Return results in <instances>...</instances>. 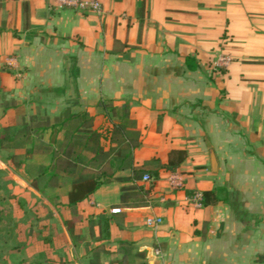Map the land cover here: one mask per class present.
Returning <instances> with one entry per match:
<instances>
[{"label": "crops", "instance_id": "crops-1", "mask_svg": "<svg viewBox=\"0 0 264 264\" xmlns=\"http://www.w3.org/2000/svg\"><path fill=\"white\" fill-rule=\"evenodd\" d=\"M98 1L101 14L0 0L13 108L123 124L128 158L64 219L92 221L112 264L125 249L120 264H264V0ZM219 54L227 66H212Z\"/></svg>", "mask_w": 264, "mask_h": 264}, {"label": "rangeland", "instance_id": "rangeland-1", "mask_svg": "<svg viewBox=\"0 0 264 264\" xmlns=\"http://www.w3.org/2000/svg\"><path fill=\"white\" fill-rule=\"evenodd\" d=\"M14 100L9 92H0V135L10 138L0 142V264H89L96 247L95 227L85 220L74 224L72 234L67 232L64 204L56 201L54 192L64 188L70 177L37 175L47 166L49 129L31 128V115L13 108ZM18 160L20 164L14 166ZM116 257L99 254L104 264Z\"/></svg>", "mask_w": 264, "mask_h": 264}, {"label": "trees", "instance_id": "trees-1", "mask_svg": "<svg viewBox=\"0 0 264 264\" xmlns=\"http://www.w3.org/2000/svg\"><path fill=\"white\" fill-rule=\"evenodd\" d=\"M110 110L116 114L113 108L110 107ZM31 118L34 122L31 128L49 129L50 135L47 153L44 155L47 166L42 167L37 175L47 174L50 179L59 174L70 177L64 188L54 192V196L57 202L68 206L72 209L71 211L75 210L76 204L87 198L101 183L112 177V172L107 171V165L113 166L118 162L122 164L128 158L125 148L121 147L122 140L114 139V136L123 128L122 122L109 127H94L92 116L86 111L73 113L68 109L51 118L47 116L39 118L31 116ZM107 134L111 136L108 141ZM58 136H61L63 141H59ZM4 139L10 138L2 133L0 142ZM0 147H2L1 143ZM112 151H114L113 154L110 153ZM29 153L30 156L34 155L31 150ZM19 164L20 160L13 163L14 166ZM89 166H93V169ZM206 196L208 197V193L204 192L203 197L206 198ZM62 198L64 201H61ZM63 224L67 227L69 235L72 234L75 221L67 218L63 220ZM103 251L102 246H96L92 250L89 264H103L99 259V254ZM127 255L128 251L125 249L121 256L113 262L120 264L127 260ZM108 264H112V261Z\"/></svg>", "mask_w": 264, "mask_h": 264}, {"label": "built area", "instance_id": "built-area-1", "mask_svg": "<svg viewBox=\"0 0 264 264\" xmlns=\"http://www.w3.org/2000/svg\"><path fill=\"white\" fill-rule=\"evenodd\" d=\"M59 7H72L81 11H93L96 14L102 13L101 4L98 0H55ZM230 58L226 54H219L213 61V67H225L229 63ZM144 181H151V177L148 174H143L141 177ZM169 185L173 188L180 187L182 184L181 175L178 172H170L167 177ZM189 201L192 202L194 206L202 205V196L199 192H193L189 196ZM111 213L119 212V208H110ZM144 222L149 225H156L160 222L157 217H147Z\"/></svg>", "mask_w": 264, "mask_h": 264}]
</instances>
